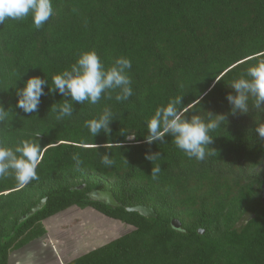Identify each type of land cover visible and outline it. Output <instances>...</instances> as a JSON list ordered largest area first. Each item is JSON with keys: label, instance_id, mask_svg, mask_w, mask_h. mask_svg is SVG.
<instances>
[{"label": "trees", "instance_id": "obj_1", "mask_svg": "<svg viewBox=\"0 0 264 264\" xmlns=\"http://www.w3.org/2000/svg\"><path fill=\"white\" fill-rule=\"evenodd\" d=\"M51 4L54 15L39 30L31 16L0 24V105L9 111V120L0 122V145L14 148L21 139L40 145L38 181L20 186L14 176L0 178V264L12 263L13 252L48 234L44 222L71 207L91 208L127 229L63 264H264V141L255 131V117L264 112L250 102L247 114L233 115L226 99L235 94L231 82L264 59V0ZM82 49H94L105 66L129 59L133 95L123 102L115 92L97 104L73 102L72 115L57 121L50 108L65 97L49 92L51 78L70 68ZM33 75L48 83L38 111L29 114L16 106V88ZM178 96L189 117L226 115L210 132L217 155L189 159L168 134L165 143L144 142L145 118ZM105 107L115 114L111 134L92 137L84 122ZM148 152L161 153L153 162L161 166L157 180ZM73 153L82 161L79 171ZM105 153L115 161L110 167L101 164ZM91 189L110 190L120 205L90 199ZM136 204L156 216L125 209Z\"/></svg>", "mask_w": 264, "mask_h": 264}, {"label": "clouds", "instance_id": "obj_2", "mask_svg": "<svg viewBox=\"0 0 264 264\" xmlns=\"http://www.w3.org/2000/svg\"><path fill=\"white\" fill-rule=\"evenodd\" d=\"M54 15L51 0H0V24L7 19L22 21L31 16L34 27L39 30ZM131 68L129 59L120 56L115 58L108 66L101 61L94 49L80 50L75 63L70 68L52 76V86L49 92L58 91L65 97L62 102L53 103L50 111L57 113L56 120L71 116L74 108L73 102L83 104H97L101 98L111 100L115 92L117 102L127 101L133 95L132 80L128 75ZM218 81V80H217ZM48 81L40 76H30L22 88H16L17 107L25 113L38 111L40 98L44 95V85ZM230 87L235 94L229 92L226 96L231 105L232 114L237 112L247 114L251 109L264 112V59H257L250 65L244 74L231 82ZM69 98L71 102H69ZM183 105L182 96L171 99L166 105L158 106L150 117L145 118L147 135L145 143L152 144L159 141L165 143V135H171L173 143L189 159L203 161L206 156L217 155L214 148L213 136L210 132L221 126L227 117L222 113L207 111L206 117L199 115H186L187 109L178 107ZM115 114L105 107L98 118L85 120L84 125L92 137L101 130L106 135L111 134L110 122ZM9 120V111L0 105V122ZM255 131L258 138L264 141V118L255 117ZM120 133L124 135V130ZM40 134H38L39 137ZM101 147V145H97ZM103 147L112 145L104 144ZM115 146L122 147L120 142ZM40 145L35 140L21 139L14 148L0 145V178L14 176L20 186H26L31 181L39 180L36 172L40 160ZM161 157L160 152H148L145 159L152 162L151 177L158 179L161 171L160 164L153 162ZM76 170H80L82 163L78 153L72 154ZM125 161L128 163L127 159ZM115 163L107 153L102 154L101 164L110 167Z\"/></svg>", "mask_w": 264, "mask_h": 264}, {"label": "rangeland", "instance_id": "obj_3", "mask_svg": "<svg viewBox=\"0 0 264 264\" xmlns=\"http://www.w3.org/2000/svg\"><path fill=\"white\" fill-rule=\"evenodd\" d=\"M109 219L91 208L65 209L44 222L48 234L13 252L10 264H63L65 260L125 232L126 225Z\"/></svg>", "mask_w": 264, "mask_h": 264}, {"label": "water", "instance_id": "obj_4", "mask_svg": "<svg viewBox=\"0 0 264 264\" xmlns=\"http://www.w3.org/2000/svg\"><path fill=\"white\" fill-rule=\"evenodd\" d=\"M81 187L82 185H80L78 188H81ZM87 196L92 200L99 201L101 203H104L112 207H117L120 205V203L116 201L113 193L108 189H91L87 193ZM45 199L46 197H43L37 203L31 206L30 210L27 212V215L33 213L35 210L40 208L43 205ZM262 199H264V184L262 185ZM125 209L129 211H136L145 217H155L156 216L155 212L153 211L151 207L143 205V204H136L130 207H126ZM170 223L175 228H178L180 226V223L177 219H172ZM198 232L201 233L202 230L198 229Z\"/></svg>", "mask_w": 264, "mask_h": 264}]
</instances>
